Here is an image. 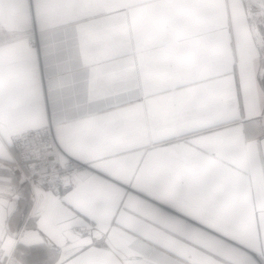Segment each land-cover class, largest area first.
<instances>
[{
	"label": "crops",
	"instance_id": "crops-1",
	"mask_svg": "<svg viewBox=\"0 0 264 264\" xmlns=\"http://www.w3.org/2000/svg\"><path fill=\"white\" fill-rule=\"evenodd\" d=\"M263 75L244 0H0V252L264 264L250 195L264 185ZM225 109L234 134L208 127ZM45 124L60 159L86 166L38 199L11 174L9 139ZM44 240L74 251L61 260Z\"/></svg>",
	"mask_w": 264,
	"mask_h": 264
},
{
	"label": "built area",
	"instance_id": "built-area-1",
	"mask_svg": "<svg viewBox=\"0 0 264 264\" xmlns=\"http://www.w3.org/2000/svg\"><path fill=\"white\" fill-rule=\"evenodd\" d=\"M28 42L34 46L36 36H30ZM9 148L12 172L20 182L27 184L33 196H35L34 187L42 189L45 195L48 192L60 193V190L70 183L74 173L83 165L76 163L69 155L65 156V160L60 159L50 124L12 134L9 139ZM258 204V201L254 200L253 209H255L254 205L258 207ZM18 235L19 232L15 234V237L17 238ZM44 242L58 254L61 260L73 251V248L63 249L59 245L48 244L45 240ZM15 264L20 263L16 261Z\"/></svg>",
	"mask_w": 264,
	"mask_h": 264
},
{
	"label": "rangeland",
	"instance_id": "rangeland-1",
	"mask_svg": "<svg viewBox=\"0 0 264 264\" xmlns=\"http://www.w3.org/2000/svg\"><path fill=\"white\" fill-rule=\"evenodd\" d=\"M244 1H245V5H246L247 15L251 21L252 26H253V30H254V34H255V38H256V42H257V47H258V50H259V53L261 56V60L263 63V67H264V10L254 0H244ZM263 78H264V75H263ZM76 163H79V162H76ZM79 164H82V163H79ZM85 166L86 165L83 164L79 168H83ZM10 171H11V174L14 175L11 168H10ZM259 186H262V185L252 186L250 188L251 202L255 200V201H258V203H259L258 207L256 205H254L255 211L264 210V207H263L264 185L262 187H259ZM21 225L17 229L12 231V235L14 237H15V234H17L20 231V229L22 227ZM97 242L103 244L104 238H101ZM261 257H263V256L260 253L256 257L257 260H259V262L262 260ZM16 261L17 260L14 259L13 253L9 256V255H3L0 252V262H2L1 264H4L5 262H6V264H15ZM19 263L24 264L21 261Z\"/></svg>",
	"mask_w": 264,
	"mask_h": 264
},
{
	"label": "snow or ice",
	"instance_id": "snow-or-ice-1",
	"mask_svg": "<svg viewBox=\"0 0 264 264\" xmlns=\"http://www.w3.org/2000/svg\"><path fill=\"white\" fill-rule=\"evenodd\" d=\"M234 118H235L234 114L229 109H225L224 115L220 119H217V120L213 121L212 123H210L208 125V127L209 128L224 127V128H226V130L228 132L234 134V130L227 129V125L230 124L232 119H234ZM262 126H264V125H262Z\"/></svg>",
	"mask_w": 264,
	"mask_h": 264
},
{
	"label": "water",
	"instance_id": "water-1",
	"mask_svg": "<svg viewBox=\"0 0 264 264\" xmlns=\"http://www.w3.org/2000/svg\"><path fill=\"white\" fill-rule=\"evenodd\" d=\"M34 194L36 196V198H42L45 196V193L42 191V189L38 188V187H34Z\"/></svg>",
	"mask_w": 264,
	"mask_h": 264
},
{
	"label": "bare ground",
	"instance_id": "bare-ground-1",
	"mask_svg": "<svg viewBox=\"0 0 264 264\" xmlns=\"http://www.w3.org/2000/svg\"><path fill=\"white\" fill-rule=\"evenodd\" d=\"M254 1L257 2L262 7V9L264 10V0H254ZM19 236H20V234L18 235V237ZM18 237L15 238V242H16V239L18 240ZM73 251H74V249H73ZM69 254H71V253H69Z\"/></svg>",
	"mask_w": 264,
	"mask_h": 264
}]
</instances>
